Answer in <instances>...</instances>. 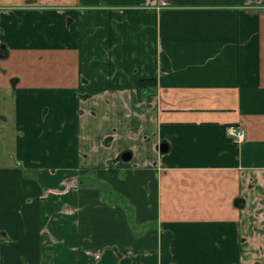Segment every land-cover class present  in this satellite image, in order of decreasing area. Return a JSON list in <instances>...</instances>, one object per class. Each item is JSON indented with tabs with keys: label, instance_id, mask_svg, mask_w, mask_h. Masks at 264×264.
I'll list each match as a JSON object with an SVG mask.
<instances>
[{
	"label": "crops",
	"instance_id": "obj_1",
	"mask_svg": "<svg viewBox=\"0 0 264 264\" xmlns=\"http://www.w3.org/2000/svg\"><path fill=\"white\" fill-rule=\"evenodd\" d=\"M3 48L0 264H264V0H0Z\"/></svg>",
	"mask_w": 264,
	"mask_h": 264
},
{
	"label": "built area",
	"instance_id": "obj_2",
	"mask_svg": "<svg viewBox=\"0 0 264 264\" xmlns=\"http://www.w3.org/2000/svg\"><path fill=\"white\" fill-rule=\"evenodd\" d=\"M227 135H229L235 142H243L247 131L242 124H231L226 127Z\"/></svg>",
	"mask_w": 264,
	"mask_h": 264
},
{
	"label": "trees",
	"instance_id": "obj_3",
	"mask_svg": "<svg viewBox=\"0 0 264 264\" xmlns=\"http://www.w3.org/2000/svg\"><path fill=\"white\" fill-rule=\"evenodd\" d=\"M6 50L2 49L1 54H5ZM156 80L151 78H143L139 81L138 84V94L141 95L145 89L149 86H155Z\"/></svg>",
	"mask_w": 264,
	"mask_h": 264
},
{
	"label": "water",
	"instance_id": "obj_4",
	"mask_svg": "<svg viewBox=\"0 0 264 264\" xmlns=\"http://www.w3.org/2000/svg\"><path fill=\"white\" fill-rule=\"evenodd\" d=\"M167 147H168V144L166 142H162L161 143V147L160 148H161L162 151H165L167 149ZM131 156H132V153L130 151H126V152H124L121 155V157L123 159H126V160H129L131 158Z\"/></svg>",
	"mask_w": 264,
	"mask_h": 264
},
{
	"label": "rangeland",
	"instance_id": "obj_5",
	"mask_svg": "<svg viewBox=\"0 0 264 264\" xmlns=\"http://www.w3.org/2000/svg\"><path fill=\"white\" fill-rule=\"evenodd\" d=\"M0 128H1V130H4L6 128V124L3 123V121H0ZM8 150H10V149H8Z\"/></svg>",
	"mask_w": 264,
	"mask_h": 264
},
{
	"label": "flooded vegetation",
	"instance_id": "obj_6",
	"mask_svg": "<svg viewBox=\"0 0 264 264\" xmlns=\"http://www.w3.org/2000/svg\"><path fill=\"white\" fill-rule=\"evenodd\" d=\"M3 49H4V48H3ZM4 50H5V49H4ZM5 54H6V52H5ZM5 54H3V55H5ZM0 55L3 56V55L1 54V52H0Z\"/></svg>",
	"mask_w": 264,
	"mask_h": 264
}]
</instances>
